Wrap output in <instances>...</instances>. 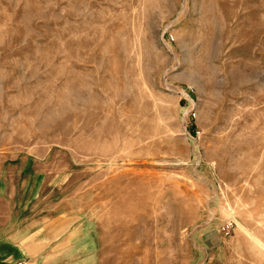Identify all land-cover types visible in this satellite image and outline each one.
I'll return each mask as SVG.
<instances>
[{
	"label": "rangeland",
	"instance_id": "374dc122",
	"mask_svg": "<svg viewBox=\"0 0 264 264\" xmlns=\"http://www.w3.org/2000/svg\"><path fill=\"white\" fill-rule=\"evenodd\" d=\"M0 264H264V0H0Z\"/></svg>",
	"mask_w": 264,
	"mask_h": 264
}]
</instances>
